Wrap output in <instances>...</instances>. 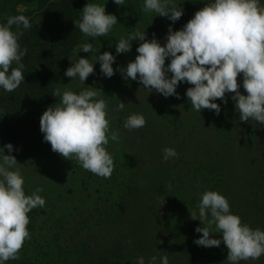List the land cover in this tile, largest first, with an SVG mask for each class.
<instances>
[{
	"label": "rangeland",
	"instance_id": "1",
	"mask_svg": "<svg viewBox=\"0 0 264 264\" xmlns=\"http://www.w3.org/2000/svg\"><path fill=\"white\" fill-rule=\"evenodd\" d=\"M86 3L105 6L118 22L105 37L83 35L56 88L61 93L71 90L78 94L94 87L99 93L97 99L107 102L110 130L118 131L120 136L119 142L110 139L106 146L114 158L110 179L94 175L75 160H66L53 152L51 145L44 142L42 132L40 151L16 158V168L25 183L30 180L27 168L35 163L47 167L42 161L44 157L53 162L54 167L32 182H37V187L49 196L55 216H51L52 221L57 227L54 231L59 235L54 243L62 241L63 255L73 264H138L141 256L145 264L157 256L156 264H160L164 255L169 264H228V250L223 243L212 248L194 243L202 236L195 229L203 225L190 219L189 209L198 211L200 193L217 191L226 197L231 213L238 215L243 224L264 231V125L253 120L240 121L232 93L227 94V104L215 101L221 106L217 116L207 109L201 113L191 110L186 91L192 85L181 82L177 99L150 92L138 81L124 80L119 68L135 60L140 42L132 41L129 53L117 55L115 47L121 37L137 30L146 31L149 40L155 34L162 45L166 44L169 25L174 31L182 29L208 0H173L184 9L175 23L156 13L143 12L144 0H125L123 6L113 0ZM260 3L264 5V0ZM31 9L18 6L19 12ZM84 43H93L96 55L110 51L116 56V71L111 78L101 75L100 64L92 53L80 51ZM79 58H88L95 64V73L85 83L64 75ZM238 80L240 91L246 95L242 74ZM121 101L125 103L124 109L115 111ZM58 102L56 97L54 107ZM134 113L143 115L146 125L129 131L124 128V121ZM166 147L174 148L178 156L164 162ZM57 167L61 175H55ZM134 190L137 192L132 193ZM85 201L93 204L85 206ZM212 238L222 240V234L213 233ZM240 264H264V255Z\"/></svg>",
	"mask_w": 264,
	"mask_h": 264
},
{
	"label": "clouds",
	"instance_id": "2",
	"mask_svg": "<svg viewBox=\"0 0 264 264\" xmlns=\"http://www.w3.org/2000/svg\"><path fill=\"white\" fill-rule=\"evenodd\" d=\"M113 2L118 6L125 4V0ZM179 5L173 0H144L142 10L175 23L184 14ZM81 12V18L74 21L76 29L94 39L107 36L118 22L117 16L107 13L100 4L87 3ZM5 19L6 23L0 24V88L13 92L25 80L22 58L27 48L22 50L19 40L32 25L23 14ZM132 41L140 42L136 48L138 55L119 68L124 80L138 81L150 92L177 99L181 82L192 85L186 91L191 110L201 113L207 109L217 116L221 106L215 101L227 104V94L232 93L239 120L264 125V5L260 0H208L182 29L174 31L169 25L166 44L162 45L155 34L149 40L146 31L137 30L118 40L117 55L131 52ZM80 51L92 53L103 77L111 78L115 74L116 56L110 51L96 55L93 43H84ZM169 58L170 63L166 64ZM94 66L88 58H79L64 75L85 83L95 73ZM241 74L246 95L240 91ZM52 95L59 102L55 107L49 106L40 118L44 142L62 158L75 160L92 174L110 179L114 158L106 146L110 139L119 142L120 134L110 130L107 102L97 99L99 93L92 86L78 94L71 90L61 93L57 87ZM124 107L121 101L114 110L122 111ZM145 125V117L135 113L124 121V128L129 131ZM5 149L9 153L15 150L11 143L0 147V264L20 259L26 240L31 239L28 214L46 203L39 195L43 191L40 187L26 195L24 178L16 168L17 159L5 154ZM163 153L164 162L178 156L171 147L164 148ZM197 209H189L190 219L203 225L195 229L202 233L194 240L196 245L212 248L223 243L228 250V264L255 261L264 255V231L243 224L238 215L231 213L225 196L217 191H204L199 194ZM213 233L222 234V240L212 238ZM156 262L157 256H152L149 264ZM138 264H145L143 256L138 258ZM160 264H169L167 255L160 259Z\"/></svg>",
	"mask_w": 264,
	"mask_h": 264
},
{
	"label": "trees",
	"instance_id": "3",
	"mask_svg": "<svg viewBox=\"0 0 264 264\" xmlns=\"http://www.w3.org/2000/svg\"><path fill=\"white\" fill-rule=\"evenodd\" d=\"M86 4V0H0V24L6 23L7 16L23 14L32 25L24 30L19 40L21 49L27 48L22 58L25 80L13 92L0 88V147L11 143L15 149L10 153L5 149V154L18 158L42 148L40 118L49 106L54 107L56 97L52 94L56 84L63 76L67 60L83 39L84 34L76 29L74 21L81 18V10ZM20 5L32 9L19 12ZM48 159H42L47 167L35 163L27 168L30 180L23 185L26 195H31L37 187V182L32 181L54 167ZM55 170V175H61L58 167ZM39 195L46 203L28 214L31 239L26 240L19 253L20 259L9 261L15 264H73L63 255L62 241L54 243L59 235L54 231L56 226L51 216H55L50 209L49 196L47 192ZM84 203L85 206L93 204L90 201Z\"/></svg>",
	"mask_w": 264,
	"mask_h": 264
}]
</instances>
